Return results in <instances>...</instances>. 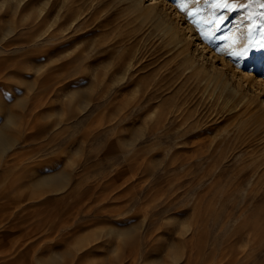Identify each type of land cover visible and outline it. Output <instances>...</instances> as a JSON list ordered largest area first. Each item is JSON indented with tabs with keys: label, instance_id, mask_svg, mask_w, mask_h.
<instances>
[{
	"label": "rangeland",
	"instance_id": "1",
	"mask_svg": "<svg viewBox=\"0 0 264 264\" xmlns=\"http://www.w3.org/2000/svg\"><path fill=\"white\" fill-rule=\"evenodd\" d=\"M80 1L68 0L57 15L50 0H0V130L15 136L0 151V211L14 193L34 200L47 227L80 211L69 232L82 233L86 264H264V228L233 227L222 191L196 192L216 180L222 187L243 159L263 156V139L226 161L238 138L230 137L234 120L219 102L225 95L214 80L190 72L184 55L193 42L176 46L156 16L144 14L151 0L136 10L129 0H103L76 26ZM183 1L195 4L160 0L172 12ZM193 3L196 43L204 42L196 53L205 44L202 52L218 68L246 72L263 86L259 4ZM245 40L257 59L233 53ZM190 165L209 178L186 193L177 176ZM62 248L36 251L33 264H63Z\"/></svg>",
	"mask_w": 264,
	"mask_h": 264
},
{
	"label": "bare ground",
	"instance_id": "2",
	"mask_svg": "<svg viewBox=\"0 0 264 264\" xmlns=\"http://www.w3.org/2000/svg\"><path fill=\"white\" fill-rule=\"evenodd\" d=\"M67 1L62 0V6L59 7L57 0H50V12L56 11L58 15L60 9L65 6ZM204 1L195 0V4L192 3L193 5H197L196 3L201 4ZM102 2L103 0H81L77 5L80 16L75 20V25L77 26L86 22L90 15L98 10L97 6ZM242 2L246 3L247 6L252 3L259 4L258 7H260V11L264 17V0H242ZM192 3L183 1L185 6L183 8L176 6V10L172 12L169 11V7L161 6L160 0H151L144 14H154L161 24L162 30L171 35V39L175 42L176 46L185 47L184 49H186V44L189 41L193 42L194 51H189L184 55L190 72L214 80L225 95L219 102L222 104V109L227 113V118L234 120L233 126L229 130V132H232V134L230 133V137L236 136L238 138L233 148L226 151V161L229 163L237 153L242 152L247 148V145H251L254 139H263L264 141V105L262 104L264 85L255 86L251 75L246 72L241 71L237 73L231 69L229 73H226L224 68H218L214 62L209 61V57H206L205 52H202V50L206 49L205 44H202V50L196 53L200 49L198 44L204 42L199 41L198 44L196 43L200 39L199 35L201 36V34L194 20L191 19V14L188 12V7ZM204 4L206 5V2ZM92 5L93 9L90 11L89 16L85 15V9ZM129 5L135 10L139 9L143 5V0H129ZM178 11L181 12L180 19L179 14H177ZM249 11L246 13L249 22L245 19L246 22L243 23L244 33H246H243V35H246V37L247 35H251L249 30L253 22V14ZM218 14L220 13H216V16ZM243 16L242 18H244ZM242 18H240V23L242 22ZM57 23H59L58 19L53 18L52 24L56 25ZM185 23L189 34L184 31L183 25ZM241 39L244 38H240V41ZM244 43H240V50L236 49L238 53L236 51L233 53L239 55L246 53L245 55L252 57V49L248 47L246 40ZM200 53L202 60L198 56ZM257 58L252 57L253 60ZM235 76H239V79H236ZM246 82L247 86H245ZM262 91L263 93H261ZM211 99L214 100L213 95H211ZM156 112L157 110H154L153 117L156 115ZM14 143L15 136L0 130L1 152L10 149ZM9 156H11L10 159H15L13 153ZM194 158L192 157L191 159ZM244 161L245 159L224 180L221 184L222 187L217 188L216 185H218L219 181L212 180L214 183L211 186H208L205 190L200 189L196 192L197 194L207 193L214 195L215 192L222 191L225 197V221L233 227L264 228V203H261V195L264 192V167L260 168L262 163H264V155L253 157L249 164L244 163ZM190 164H193V161H190ZM208 178L206 171L195 170L192 165L182 167L177 176L179 188L186 193L195 192L193 191L194 185L203 184L208 181ZM8 189L13 191L11 185ZM8 194H11V192ZM15 195L16 193L9 196L12 197L11 203L7 205V208L0 211V264H33L32 256L34 253L38 250L44 252L49 247L51 248L53 244L62 246L63 248L60 251H65L68 254L66 255L68 258L64 260L63 264H86L82 259V233L79 229H73L72 232H69L70 226L79 219L80 211L77 210L66 217H62L58 223L47 227L45 223H38V219L34 213L35 204L32 203L34 200ZM213 199H216V197L213 196ZM40 220H43V218ZM51 220L52 217L50 218ZM38 262L39 264H45L40 260ZM142 264H154V261H148L145 258L142 260Z\"/></svg>",
	"mask_w": 264,
	"mask_h": 264
}]
</instances>
